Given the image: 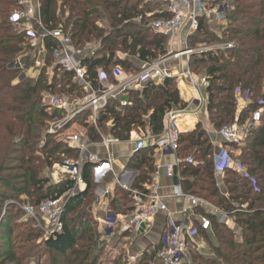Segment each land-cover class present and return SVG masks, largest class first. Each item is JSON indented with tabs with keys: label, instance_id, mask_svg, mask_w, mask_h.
Listing matches in <instances>:
<instances>
[{
	"label": "trees",
	"instance_id": "trees-1",
	"mask_svg": "<svg viewBox=\"0 0 264 264\" xmlns=\"http://www.w3.org/2000/svg\"><path fill=\"white\" fill-rule=\"evenodd\" d=\"M39 1L41 20L47 30H53L59 22H63L66 29L70 28L71 39L77 47L102 41L98 56L84 62L92 80L98 67L105 71L110 82L111 70L117 64H121L126 71H135L128 60H114L118 50L129 52L146 62L157 60L167 52V38L144 27L147 20L164 17L162 14L150 15L159 6L156 1ZM228 1L232 9L228 13L225 30L217 34L202 20L198 31L188 39V46L232 42L234 47L214 53L192 54L189 68H194V71L201 69L205 73L207 116L216 131L226 124H243L254 111L262 109L259 127L249 133L235 158L245 174L226 170L222 179L226 192L217 187L215 149L200 124L192 132L181 134L176 158L192 157L194 160V164L180 165V184L184 192L225 212L239 230L237 234L226 224L219 223L216 216L203 212L211 222V229L199 231V235L207 241L213 256L192 253L193 262L264 264V0ZM15 6V0H0V184L4 183L10 191H18L31 199V205L38 206L49 198L66 195L73 188L74 182L68 175H62L52 183L44 173L54 164H62L77 155L61 139H55L63 132L55 135L47 132L49 121L64 117V113L48 111L42 103V94L75 98L82 97L84 93L72 82L70 74L57 68L53 69V77L49 80L47 70L53 64V42L50 39L45 40L46 61L38 79L19 81L28 63L23 55L27 40L24 33L16 32L10 20ZM98 22H104L109 31ZM18 58L25 64L21 68L11 67V63ZM239 98L247 100L240 112L237 109ZM125 101L128 104L121 107L119 98L110 99L98 114L95 125L86 123L90 116L88 110L76 116L73 123L85 127V134L91 142H100L102 136L125 141L130 132L141 127H146L152 135H158L162 130L164 114L172 108L185 107L172 78L162 83L147 81L141 90L130 91ZM68 128L69 125H66L63 130ZM153 162L151 148L136 152L127 162L126 169L137 173L132 186L134 189L146 191ZM93 169V164L83 167L84 188L67 199L61 217V233L43 238L42 232L35 228L17 236L19 240L26 241L41 239L40 244L46 253L52 255L53 264H101L102 254L96 250L101 244L98 221L89 210L96 201ZM19 186L22 189L17 188ZM109 208L116 214H130L133 203L129 192L116 187L114 196L109 200ZM12 221V218L4 216L0 222V251L3 252L0 264H24L28 259L9 249L15 246ZM149 251L142 253L138 264L151 263L152 254ZM122 262L123 259H119L112 264Z\"/></svg>",
	"mask_w": 264,
	"mask_h": 264
},
{
	"label": "built area",
	"instance_id": "built-area-1",
	"mask_svg": "<svg viewBox=\"0 0 264 264\" xmlns=\"http://www.w3.org/2000/svg\"><path fill=\"white\" fill-rule=\"evenodd\" d=\"M15 1L16 6L11 11L10 16L13 25L27 26L26 29L24 28L27 35L29 33L34 34L32 32L33 29L30 28V25H34L36 27L35 34L42 42H45L46 39H50L53 42L51 48L53 64L52 67L48 68L47 74L52 73L54 68L70 74L72 82L80 87L84 93L82 97L75 98L52 93L42 94V102L48 108V111L57 110L65 113V116L61 118L62 120L53 123L51 125L52 129L47 132H63L59 134L62 136V142L77 153L76 158L66 159L60 164L62 167L61 174L68 175L74 182L73 188L66 195L49 198L38 206L26 204L20 207L26 217L32 218L37 224L42 222L46 225L44 231L46 237H49L61 233L63 229L61 217L65 203L69 197L76 194L84 186L83 167L86 164H93L94 181L102 179L113 170V155L110 153V146L122 142L110 136H102L101 141L98 143L91 142L86 134L78 130H73L65 134V136L64 132L69 128L67 130L63 129L68 121L88 110L90 111V116L86 123L95 125L98 114L105 109L110 99H117L121 93H127L134 88L142 89L143 84L147 81L162 83L168 78H183L188 81L194 92H197L200 85H206V77H197L190 71L189 57L194 53H214L231 49L234 47V43L200 44L195 48H191L188 46V39L198 31L202 20L206 21L208 26L217 34L222 33L227 26L228 13L232 6L228 0H152L161 1L164 4L160 13L164 17L147 21L146 25L156 34L170 40L176 38L179 33L182 34V40L179 41V45L182 46L183 50L176 51L172 56L173 59L186 56L187 68L181 73L175 74L170 66H166L172 56L153 60L150 63L147 62L137 72H128L121 67V64H117L111 70L112 81L110 82L105 71L98 69L99 67L96 68L95 78L92 80L88 75L87 66L84 64L86 60L98 56L102 47L101 40L92 41L77 47L71 39L70 28L66 29L63 22H59L53 30H47L43 26L39 0H36L35 5L28 3V0ZM117 56H119V53L116 52L114 60H117ZM12 65L15 68H21L19 59H15ZM43 66L44 63L36 60V69L32 70L33 73L38 75ZM19 77L24 80L28 75L26 71H23ZM141 83V87H136ZM242 100L246 104L247 100L245 98ZM193 102L197 103V107L203 104V100L200 97H194ZM127 104V101L120 102L121 107ZM185 110V107L183 109L172 108L168 110L162 118V130L158 135H152L147 131L145 136L133 139V132H130L128 140H125L133 143L134 152L151 148L154 155H158V159L153 163V172L145 192L134 189L131 186L132 181L125 180L123 176L117 179L119 187L129 192L133 203L131 213L120 216L119 231L121 234H127L128 236L144 234L148 231L157 215L160 213L165 214L158 244L149 251L152 254L150 264H195L192 259V253H197L203 257L213 256L210 248L204 242L195 241V239L200 237L199 231H209L211 229L210 220L204 215H197L195 212L196 208L211 207V215L216 216L219 223L226 224V221L230 218L225 212L209 202L184 192L180 182L171 186L170 195L161 193L160 179H170L175 175V164L165 161L164 157L168 154L176 156L182 134L181 119L186 112ZM261 118L262 109H258L251 114L250 119L245 123L226 124L217 131L221 141L218 142V145H215L218 148V153H213L216 178L223 176L224 172L230 169L241 175L245 174V170L235 159L232 148L240 149L243 147L249 133L259 127ZM79 127L85 129L82 125ZM99 145H102L107 150L105 159L98 153L91 151V148ZM178 161L180 162L177 159L176 162L178 163ZM185 162L194 164L192 157L186 158ZM58 166L59 164H54L53 168ZM127 173L132 172L125 170L124 174ZM131 176L133 174H130ZM217 187H220L219 182ZM96 194L98 195L96 206L102 208L103 211L106 210V205L103 204V201L109 192L107 190H98ZM169 199H181L185 205L178 212L171 211L168 207ZM176 214L179 215V218L175 217ZM113 225L108 224L107 226Z\"/></svg>",
	"mask_w": 264,
	"mask_h": 264
},
{
	"label": "crops",
	"instance_id": "crops-1",
	"mask_svg": "<svg viewBox=\"0 0 264 264\" xmlns=\"http://www.w3.org/2000/svg\"><path fill=\"white\" fill-rule=\"evenodd\" d=\"M148 1H152V0H148ZM156 2L159 3V6L157 9L154 10V12H152V14H150L151 16L154 14H160L161 9H163L164 4L161 1H156ZM28 3L35 5L36 0H28ZM150 20H152V19H150ZM150 20H147V21H150ZM137 21H138V19H137ZM147 21L144 23V27H147L152 31V29L146 25ZM30 26H31L30 28L33 29L32 32L34 34L29 33L27 35L24 31V28L26 29L27 26H25V25L15 26L14 25L16 32L17 33H25L26 40H28L29 43L31 44V46L33 45L32 47H34V49H36V60H40L42 63H44V57L46 55L45 42H42L41 39L37 36V34H35L36 33V27L34 25H30ZM152 32H154V31H152ZM180 40H182V34L181 33H179L176 36V38H174L173 40L167 39V42L165 45V47H167V49H166L167 50V56L171 55L174 52V50H176V49L178 51L183 50L182 48H180V45H179ZM116 52L119 53V56H117V60H119V62H127V60H128V62H131L133 64L135 71L134 70H131V71L127 70L128 72L129 71L130 72H137L143 67V65L145 63H147L146 61H141L137 56H131L129 54V52L121 51V50H118ZM180 58H182V59L179 61H172V62L169 61L168 64L166 65V66H170V68L173 69L175 74H179L184 69L187 68L186 56L180 57ZM174 60H177V59H174ZM121 67H122V65H121ZM136 68H138V70ZM98 69H102V68H98ZM175 81L177 84L179 97H180L181 101L183 103H185V109H186L185 110L186 112L184 113V116L181 119L182 133L192 132L193 130H195L196 126L198 124H200L201 128L206 132V134L210 138L211 145L215 149L214 152L218 153V148L215 145H218L219 144L218 142H220L221 140H220V137L217 135V131L213 128V126L211 125V123L208 119V116H207L208 99H207V95L205 93L206 85H204V86L200 85L197 92H194V90L190 87L187 80H185L183 78H175ZM141 85H142V83L136 87H141ZM138 90H141V89L134 88L131 91H138ZM129 92L121 93L119 95L118 98L120 99V102L125 101V97L127 96V94ZM194 97L195 98L200 97L203 100V104H201L199 107H197L198 106L197 103L193 102ZM244 106H245V104H244L243 100L241 98H239L238 99V106H237L238 111L240 112L244 108ZM77 128H80V127H77ZM80 130H82V131H79V132L85 134V129L81 128ZM147 131H148L147 129H145V128L143 129L142 127L137 128L136 130L132 131L133 132V139H136V138L141 137V136H145L147 134ZM232 149H233V155L236 158L240 154V149H235V148H232ZM109 150H110V153L113 155V162H112L113 170H112V172L107 173L102 179H100L98 181L97 180L94 181V183L96 184V189H95L96 201L98 200V195L96 194V192L98 190H107L109 192V194L105 197V199L103 201V204L106 205V210L103 211L102 208L97 207L96 201H95L94 204L92 205L93 210H94L93 211L94 214L92 212L91 213L93 215H95V220L99 221V219L101 217H99V219H97L96 215L101 214L105 217V224H114L111 227L116 226V228L117 227L119 228V223L121 220L120 216H124V215L116 214L114 211L110 210L109 200L114 196V192H115L116 187L122 189L121 187H119V185L117 183V179L121 178L122 176H123V178H125V180L132 181L131 186H133V183L135 182V179L137 177V173L132 171V170L126 169V164L136 152L133 151V143L131 141L130 142L122 141L120 143L111 145ZM91 151L98 153L99 155H101V157L103 159H105L107 157V150L102 145L91 148ZM156 159H158L157 154L154 155V161ZM164 160L167 162H171V163L175 164V175H174V177L170 178V179L162 178L159 181L161 193L163 195H170L171 186L177 182L181 183L180 165L181 164H187V163L185 162V159H178V160H180V162L178 161V163H177L176 162V160H177L176 156H173L170 154L166 155L164 157ZM125 170H129L132 173L124 174ZM130 174L131 175L133 174V176L130 177ZM222 179H223V176H220V177L216 178V181H217V183L219 182V184H220L219 189L223 193H225L226 190L223 186ZM83 188H84V186L81 187L79 191H82ZM184 205H185V203L181 199H169L168 207L170 208L171 211L178 212V210H180V208ZM195 212L197 213V215L198 214L204 215L203 212L211 214L212 208L211 207H200V208H196ZM175 217L179 218V215L176 214ZM107 219H109L110 223H108ZM164 220H165V214L160 213L159 215L156 216V218L154 219V221L152 222V224L150 225V228L148 229V231L146 233L141 234L139 236H136L137 238H139V242L137 243V246H138V249L140 250V253H139L140 256L142 255V253L145 250L151 251L152 248L158 244L159 234L161 232ZM193 223H195V221H193ZM190 224H191V222H190ZM226 225L229 228H231L232 230L236 231L237 234H239V230H238V228H237V226L234 223V220L232 218H229L226 221ZM195 241L196 242H204L209 247L207 241L202 236L195 239Z\"/></svg>",
	"mask_w": 264,
	"mask_h": 264
},
{
	"label": "rangeland",
	"instance_id": "rangeland-1",
	"mask_svg": "<svg viewBox=\"0 0 264 264\" xmlns=\"http://www.w3.org/2000/svg\"><path fill=\"white\" fill-rule=\"evenodd\" d=\"M98 24L101 26L106 25L104 22H98ZM104 28H105V26H104ZM105 29H107L109 31V28L106 27ZM32 46L29 43V41L27 40L24 44L25 49H23V55L26 56V60H28V63L26 62L27 66L25 68H23L24 71H26L28 73L27 74L28 77L24 80H27L28 82H31V81L38 79V76H39V74L36 75L32 71V70L36 69L35 68L36 49H34V47H32ZM197 46L195 45V46L191 47L189 45V47H191V48H195ZM165 48L167 49V47H165ZM180 48H182V46H180ZM176 51H178V50L177 49L174 50V52L169 56L171 57L174 53H176ZM164 54H165V52H164ZM166 57H167V52L165 55L162 54V56H160L158 59H163ZM170 57H168V58H170ZM18 59H19L20 65L25 64L20 60V58H18ZM181 59L182 58H178L177 60H174L173 56H172L169 61H171V62L172 61H179ZM44 61H46L45 58H44ZM11 67H15V66H13L11 63ZM190 71L194 75H196L197 77H205L204 76L205 73L201 69L194 71V68H192V69H190ZM52 77H53V72L49 73V75H48L49 80ZM19 81H22L20 77H19ZM64 116H65V113H64ZM73 119L68 121L67 125H69V129L64 132V135L72 132L73 130L82 131V130H80L81 128H77V127L81 126V124L73 123ZM61 120L62 119L59 118V119H52V121H49V123L47 124V128H48L47 131L49 129H52L51 125H53V123H56V122L61 121ZM144 128L146 129V127H144ZM56 133L57 132L50 131V134H52V135H55ZM58 136L59 137H57L55 139L57 141H60L62 136H60V135H58ZM61 170H62V167L59 164L58 167L50 168V170H46L44 175H45V177H48L53 183H55V181H57V179L62 178ZM7 183L9 184V181ZM11 183L13 185L15 184L14 182H11ZM17 188H21V187L19 186ZM31 203H32L31 199L26 198L23 194H19L18 191H15V192L10 191L9 188L4 186V183L0 184V222L4 216L10 217L13 219V221L11 223L12 229H15L14 235L12 237V241L15 243V246L13 245L12 248L10 247L9 249L16 251L18 254H22L24 257H28L27 262L24 264H53L52 255L46 253V251L44 250V248L40 244L41 239L38 241L37 240L26 241L25 239L19 240L17 238V236L20 235V233H22L26 230L32 231L35 228L42 232L43 238H46V234L44 231V229L46 228V225L42 222L40 224H37V223L32 224L28 219H30V220H33V219L28 218L22 214L23 211L20 207L23 205H26V204H31ZM89 210L92 213L94 211L92 206L89 207ZM99 217H101V218L99 219ZM96 218L99 219L97 229H98V233H99V241L101 242V244H100L101 246L99 245L96 250L101 252V254H102L100 263L101 264H112L115 260L117 261L119 259H123L122 264L123 263H125V264H138V260L140 258V255H139L140 250L138 249L137 243L139 242V238H137L136 236H128V235L124 236V234L120 233L118 227L116 228V226H114V227L107 226L108 224H105V217L101 214L96 215ZM107 220L109 222V219H107ZM33 222H35V221L33 220ZM2 255H3V252L0 251V257Z\"/></svg>",
	"mask_w": 264,
	"mask_h": 264
}]
</instances>
